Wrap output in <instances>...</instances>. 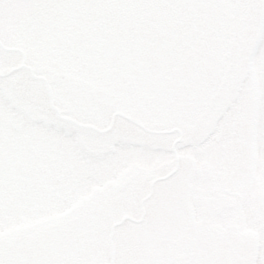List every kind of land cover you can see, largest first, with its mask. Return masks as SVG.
<instances>
[{
  "label": "snow or ice",
  "instance_id": "obj_1",
  "mask_svg": "<svg viewBox=\"0 0 264 264\" xmlns=\"http://www.w3.org/2000/svg\"><path fill=\"white\" fill-rule=\"evenodd\" d=\"M0 264H264V0H0Z\"/></svg>",
  "mask_w": 264,
  "mask_h": 264
}]
</instances>
